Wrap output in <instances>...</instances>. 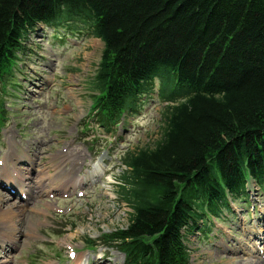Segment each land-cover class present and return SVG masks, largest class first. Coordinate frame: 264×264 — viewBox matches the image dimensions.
Instances as JSON below:
<instances>
[{
	"label": "trees",
	"instance_id": "trees-1",
	"mask_svg": "<svg viewBox=\"0 0 264 264\" xmlns=\"http://www.w3.org/2000/svg\"><path fill=\"white\" fill-rule=\"evenodd\" d=\"M37 22L105 42L104 123L157 77L177 81L171 98H185L168 106L161 139L127 156L134 213L110 239L127 264H186L183 226L242 197L249 179L264 188V0H0V82Z\"/></svg>",
	"mask_w": 264,
	"mask_h": 264
},
{
	"label": "rangeland",
	"instance_id": "rangeland-1",
	"mask_svg": "<svg viewBox=\"0 0 264 264\" xmlns=\"http://www.w3.org/2000/svg\"><path fill=\"white\" fill-rule=\"evenodd\" d=\"M30 40L37 53L25 59L24 63L28 68L25 69L26 86L21 92V97L18 100L6 97V109L11 113L6 124L0 127V152L12 148L18 140L19 151L24 152L28 149V153L38 164L37 170L44 169L46 172L56 173L59 169L55 170V165L59 163L60 158H57L55 153L57 149L66 146V140H70L69 147L72 146L76 152L89 147L80 130L84 127L86 118L84 114L90 100L89 97H78L76 94L78 91L87 93L83 85L87 86L88 80L94 74L103 43L99 39L73 37L72 43H62L53 39L51 31L47 29L39 31ZM158 94L159 82L156 81L155 89L148 95L151 97H147L146 105L131 117L130 124L123 131V144L126 147L121 153L128 148L134 150L140 146L154 144L161 137L163 124L161 113L167 103L159 98ZM16 128L23 130L26 135L16 139ZM99 138L108 139L109 134L99 130ZM121 144L122 141L118 143L117 149H121ZM48 152H53V155H49ZM75 158L78 159V155ZM51 165L54 167H50ZM123 170V167H117L113 172L116 186L111 190H114L118 198L119 186L123 182L121 181ZM34 175L35 180H38L44 173L36 171ZM42 183L44 185L46 180L44 179ZM107 184V181L103 180L95 191L90 192L91 196L72 201L75 209L69 214L49 211L46 215H39L36 210L24 207L0 191V210L8 208L16 210L12 220L8 219L6 222L0 220V227L4 230L5 225L11 224L19 229L20 234L18 246L7 259L2 260V264H51L59 259L61 260L59 264H68L63 252L60 251V242L69 240L84 246L88 234L111 232L117 227L125 226L131 208L125 206L120 211L115 209L107 198L105 189ZM256 193L257 197L264 201L263 193L260 191ZM69 203L67 201L64 205ZM238 204L243 212L238 216L228 214L225 220H220L222 225L231 230L232 235L225 236L217 228L203 240L198 238L197 232L190 235L189 246L194 264H246L247 262L242 263L246 259L250 262L252 257L246 258L247 256L241 252L242 246H250L253 242L248 238L246 227L257 230L260 226L264 228V222L258 219L259 214L250 212L248 215V207L244 202ZM71 224L75 225V228L69 231L68 226H72ZM257 226L259 227L256 228ZM28 229L35 234L27 236L25 230ZM251 237L254 240L257 238L254 233ZM109 254L112 255L111 264L123 263L122 255L117 249L111 247Z\"/></svg>",
	"mask_w": 264,
	"mask_h": 264
},
{
	"label": "bare ground",
	"instance_id": "bare-ground-1",
	"mask_svg": "<svg viewBox=\"0 0 264 264\" xmlns=\"http://www.w3.org/2000/svg\"><path fill=\"white\" fill-rule=\"evenodd\" d=\"M64 175H69V174H67V173L64 174L62 172L61 177L64 176ZM61 177H59V178H61ZM68 177H70V175ZM14 214H15V210L13 208L7 209V210L6 209L0 210V220L2 222H6L8 219L12 220V218L14 217ZM252 231H253V229H252ZM253 256H254V258H258L259 257L257 255H253ZM263 263L264 262H262V261L257 259V260H251L249 264H263Z\"/></svg>",
	"mask_w": 264,
	"mask_h": 264
}]
</instances>
